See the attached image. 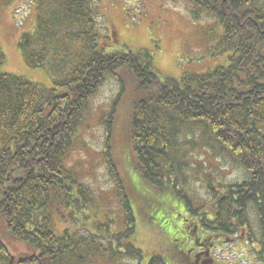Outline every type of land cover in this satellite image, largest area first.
<instances>
[{"label":"trees","instance_id":"trees-1","mask_svg":"<svg viewBox=\"0 0 264 264\" xmlns=\"http://www.w3.org/2000/svg\"><path fill=\"white\" fill-rule=\"evenodd\" d=\"M172 1L186 4L193 20L212 16L220 27L216 53L227 55L221 64L183 73L178 81L161 77L146 49H109L96 0L28 1L33 25L21 33L17 48L27 66L49 73L50 83L0 71V264H88L91 257L125 254L96 241L86 226L58 233L53 219L92 209L87 210L91 194L69 158L90 100L109 76L116 78L118 92L102 119L104 160L127 225L119 233L111 226L110 233L95 215L101 239L132 235V202L147 203L151 191L178 198L197 220L183 227L196 243L198 224V234L236 235L247 226L251 206L264 233V0ZM3 59L0 49V66ZM182 131L199 132L204 145H215L247 173L240 182L209 185L208 211L193 207L180 188ZM133 170L145 187L129 184ZM147 208L140 205V212ZM145 217L152 228H164V218L147 212ZM183 230L175 228L171 236ZM204 240L210 245V238ZM171 242L176 248L177 241ZM129 254L140 261L144 256L141 250ZM146 254V264H166L159 253Z\"/></svg>","mask_w":264,"mask_h":264},{"label":"rangeland","instance_id":"rangeland-1","mask_svg":"<svg viewBox=\"0 0 264 264\" xmlns=\"http://www.w3.org/2000/svg\"><path fill=\"white\" fill-rule=\"evenodd\" d=\"M28 1L30 0H14L7 5L0 0V49L4 54L0 71L49 86V73L39 67L27 66L17 48V40L21 33L33 25L34 8ZM96 2L100 26L103 34L109 38L107 40L110 42L109 49L133 51L146 49L152 55L153 66L161 77L178 81L183 73H202L224 62L227 56L226 53H216L215 43L220 34L219 25H215L216 20L207 14L193 20L188 12L190 8L183 2L172 0H96ZM120 70L122 69H118L117 73ZM117 92V80L109 76L90 100L83 116L79 140L69 158L70 166L91 194L92 203L87 210L92 209L86 210L87 215L76 213L75 217L54 214L56 231L60 233L65 228L77 231L86 226L91 232H95L90 236L96 241H101L107 248L115 245L125 252L123 256L117 258L112 254L99 256L97 259L91 257L88 264H146L148 260L146 253L151 252L159 253L166 264H187L188 262L184 261V252L190 246L207 245H204L206 244L204 239H198L197 244L186 241L187 230H183V227L194 220L196 221L194 223H197V220L189 217L178 198L169 193L156 194L151 191L146 194L147 203H142L140 199L138 203L133 200L136 228L129 237L112 236L110 240L103 241L93 226L95 215L98 219H104V225H107L110 233L112 227L115 233H119L127 225L118 201L114 179L109 174L104 160L105 131L102 119L108 104ZM178 142L177 158L181 168L179 176L182 177L179 179L180 188L193 203V207L198 209L205 205L206 208L204 207L201 212L208 209L206 204L210 199L207 189L209 185H228L247 178L246 171L232 158L218 151L215 145L209 143L204 145L199 132L182 131ZM129 184L134 187L146 186L135 170L132 171V175L129 174ZM140 205L148 208L140 212ZM95 209L98 212L93 217L92 212ZM146 212L153 219L164 218V228H152L145 223ZM174 212L178 215L173 214ZM80 218L84 220L83 222L89 221L90 225L79 222ZM247 218V226L239 229L236 235H222L220 232H207L203 235L211 238L210 258L214 262L264 264V233L252 206L248 209ZM174 225L180 231L183 230L184 235L177 234L172 237ZM171 238L177 241L176 248H171ZM140 250L144 253L142 261L136 256L127 255L129 252L137 253Z\"/></svg>","mask_w":264,"mask_h":264},{"label":"flooded vegetation","instance_id":"flooded-vegetation-1","mask_svg":"<svg viewBox=\"0 0 264 264\" xmlns=\"http://www.w3.org/2000/svg\"><path fill=\"white\" fill-rule=\"evenodd\" d=\"M194 233L197 234V237H199V239H205L206 237H204L202 234H198L199 233V228L198 226L194 227ZM189 238L193 240L194 244L196 243V237H192L191 235H186L185 239L186 241H189ZM214 242V241H213ZM212 242L210 240V245H207V248H203L202 245L201 246H190L185 252V256L186 259L184 261H186V263H190V264H222L219 262H214V260L212 258H210V254H211V246ZM187 263V264H188Z\"/></svg>","mask_w":264,"mask_h":264}]
</instances>
